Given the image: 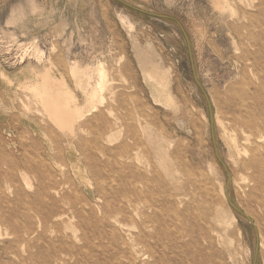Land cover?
<instances>
[{
  "label": "rangeland",
  "instance_id": "374dc122",
  "mask_svg": "<svg viewBox=\"0 0 264 264\" xmlns=\"http://www.w3.org/2000/svg\"><path fill=\"white\" fill-rule=\"evenodd\" d=\"M119 1L0 0V103L18 115L0 114V264H264V136L236 123L264 118V0ZM45 81L83 112L68 131Z\"/></svg>",
  "mask_w": 264,
  "mask_h": 264
},
{
  "label": "bare ground",
  "instance_id": "6f19581e",
  "mask_svg": "<svg viewBox=\"0 0 264 264\" xmlns=\"http://www.w3.org/2000/svg\"><path fill=\"white\" fill-rule=\"evenodd\" d=\"M222 2H223V0H221ZM221 1H219V0H215V1H213L214 2V4L213 3H211L212 5H213V8L214 9H217V10H220V11H222L223 9H224V7L225 6H227L226 4H222V2ZM244 1V0H243ZM248 1V0H247ZM252 1V0H251ZM228 2V1H227ZM227 2H225V3H227ZM245 2V1H244ZM250 2V1H249ZM239 4H240V2H238ZM246 4V3H245ZM223 5H225L224 7H223ZM238 5V4H237ZM241 5V4H240ZM239 5V6H240ZM253 5V4H252ZM252 5L250 6L251 8H252ZM242 6H244V5H242ZM246 7H247V4H246ZM249 7V6H248ZM249 7V8H250ZM231 9V8H230ZM252 10H253V8H252ZM235 14V13H234ZM258 28H259V26H258ZM136 52H138V55H137V53H136V55L138 56L137 58H139V60L141 61L140 63H142L144 66H145V70H144V72L145 73H147V72H150V74H153L150 70H149V67H148V65H147V63H143V59H142V56H141V54H140V50L138 49V51H136ZM51 65V64H50ZM102 65V64H101ZM102 67V66H101ZM104 67V66H103ZM100 68V67H99ZM97 69V68H96ZM74 71V70H73ZM103 71H105L104 70V68H103V70L102 69H99V75L98 76H100V77H103ZM46 74H47V72H45ZM76 74V73H75ZM106 74V73H105ZM79 76V75H78ZM107 76V75H106ZM42 77V76H41ZM86 77V76H85ZM75 78V77H74ZM79 78V77H78ZM82 78V77H81ZM3 80H6V79H3ZM2 80V81H3ZM100 80H103V79H100ZM106 80V79H105ZM42 81H43V78H42ZM75 81V80H74ZM73 81V82H74ZM107 81V80H106ZM50 82H48V84H47V82L45 81L44 82V84H42V82H41V86L39 85V86H35L34 87V89L37 91V93H36V95H37V97L40 99V102H44L45 104H46V110L47 111H50L52 114H49L50 116L51 115H53L52 117H53V119H54V121H55V124L57 125V126H59V127H61V128H63V130H70V127H71V122L74 120V118L75 117H80L81 118V115H83L82 113H80V110L78 109V107L74 104L75 102H74V98H73V94H71L70 92H68L67 90L65 91V90H62V91H59V90H56L54 87H53V92H52V89H51V84L52 83H50ZM78 83V82H77ZM62 84H63V81H62ZM107 84H108V82H107ZM64 85V84H63ZM81 85V84H80ZM101 85H102V83H101ZM44 86H46L45 88H49L50 90H51V92L53 93V97L50 99L49 98V96L47 95V94H45L42 90H43V88H44ZM77 86H79V84H77ZM103 86V85H102ZM105 87V86H104ZM107 87V86H106ZM106 87H105V89H106ZM31 88H33V86L31 87ZM61 88V87H60ZM33 89V90H34ZM101 89V88H100ZM26 90V89H25ZM29 90H31V89H29ZM39 90V91H38ZM46 90V89H45ZM55 90V91H54ZM95 90V89H94ZM99 90V89H98ZM78 91V90H77ZM84 91V90H83ZM50 92V93H51ZM95 92H97V91H95ZM99 92V91H98ZM104 92V91H103ZM102 92V93H103ZM100 93V92H99ZM101 93V94H102ZM100 94V95H101ZM35 95V94H34ZM35 95V96H36ZM81 95V94H80ZM92 95V94H91ZM91 95H90V97H91ZM94 95V94H93ZM96 95V94H95ZM97 95H98V93H97ZM96 95V96H97ZM100 95L98 96V97H100ZM257 97V96H256ZM102 98V97H101ZM37 99V98H36ZM90 99V98H89ZM92 99H94V97L92 96ZM91 99V102H93V100ZM240 99H241V101L242 102H244V100H246V99H250L251 101H253V95L252 96H250V97H248L246 94H241V97H240ZM76 100V99H75ZM77 101V100H76ZM84 101V100H83ZM99 101V100H98ZM103 101V100H102ZM257 101H259V99H257ZM89 102V101H88ZM90 102V103H91ZM87 104V103H86ZM97 104H98V102H97ZM96 104V105H97ZM260 104V103H259ZM256 105L257 107L258 106H260V105ZM42 105H43V103H42ZM83 105V104H82ZM88 105V104H87ZM44 107V106H43ZM80 108V107H79ZM93 108V107H92ZM92 108H90V111L92 110ZM94 108H96V107H94ZM44 109V108H43ZM258 109V108H257ZM256 108L254 109V115H257V116H259V117H261L260 116V112L257 110ZM45 110V109H44ZM95 110V109H94ZM93 111V110H92ZM81 114V115H80ZM84 117V116H83ZM262 118V117H261ZM255 121V122H254ZM74 123V122H73ZM237 126L239 127V129H240V131L242 132V136L243 135H247V137H249V136H253L254 135V137L256 138V139H262L263 138V136H264V118H262V119H260V120H257L256 121V119H254L253 120V108H252V110H251V112L248 114V116H246L245 118H243V119H240V120H238L237 122ZM72 129V128H71ZM120 129H121V126H120ZM122 130V129H121ZM117 131H119V130H117ZM120 132V131H119ZM122 134V132L119 134V135H121ZM249 135V136H248ZM97 136H98V138H99V132H97ZM119 137V136H118ZM246 137V138H247ZM98 138L97 139H95V140H98ZM120 138V137H119ZM107 140V139H106ZM109 140V139H108ZM111 141H112V139H110ZM134 140V146H135V148L137 147V145H138V142H137V140H135V139H133ZM132 140V141H133ZM246 141H248V139L246 140ZM97 142V141H96ZM108 142V141H107ZM110 142V141H109ZM114 142V141H113ZM112 145V144H111ZM114 146V145H113ZM129 146L127 145V144H122V145H120L119 147H117L116 149H113V150H115V151H119V152H121L120 153V155L118 156V157H116L115 156V154H118V153H115V154H113L112 156L113 157H111L112 158V161L114 162L113 163V165H121L122 167H124V166H127L128 165V163H125V160L124 159H122L123 157H125V159L127 160L128 159V157H127V155H128V151H129ZM236 149V148H235ZM102 150V149H101ZM118 159H121L122 160V162H121V164H119L118 163ZM117 161V162H116ZM252 168L253 169H255V170H253V169H251V170H253V172H255V173H258L259 172V168H258V166L256 165V164H253L252 165ZM138 170V169H137ZM138 175V174H137ZM95 177V176H94ZM259 177V176H258ZM141 181H143L144 182V184H145V178H144V176L143 175H141L140 176V178H139ZM257 179H259V178H257ZM256 179V180H257ZM126 180V182H127V184L129 185V187L130 186H132L131 188H132V192H130L129 191V193L127 194V196L125 197L126 198V204L128 205V206H132V204H138V205H140V204H142L141 202H140V200H139V197H138V195H136V193H137V191H136V188L133 186L134 185V181H132L133 179H125ZM184 183H185V186L188 188V194H187V196H188V198H189V200H190V202H192L193 204H196V210H195V213H197V211L199 210H201L204 206H205V204L207 203L206 202V194H205V192L204 191H202L201 189H200V186L196 183V182H194V181H192V180H189V179H185L184 180ZM259 183H261L260 181L258 182V184ZM139 193V192H138ZM132 197H134V200H132ZM137 205V207L139 208V206ZM130 208V207H129ZM135 208H136V206H135ZM35 212L37 213L38 211L37 210H35ZM119 211H114L113 212V216H110V217H112L115 221H116V216H118L119 215ZM193 216H194V213H193ZM117 222V221H116Z\"/></svg>",
  "mask_w": 264,
  "mask_h": 264
},
{
  "label": "water",
  "instance_id": "95a60500",
  "mask_svg": "<svg viewBox=\"0 0 264 264\" xmlns=\"http://www.w3.org/2000/svg\"><path fill=\"white\" fill-rule=\"evenodd\" d=\"M116 1H119V0H116ZM120 2V1H119ZM122 3V2H120ZM141 12V11H140ZM141 13H144V14H147L145 12H141ZM149 16H153V17H158V18H165L163 16H157V15H153V14H147ZM209 121H210V130H211V140H212V143H213V146H214V153H215V157L217 159V161L220 163V165L222 166L223 170L225 171L226 173V182H225V197H226V200H227V203L229 205V207L237 214L241 215V212L234 206V204L230 201L229 199V195H228V189H229V185H230V180H231V176L229 174V172L227 171L224 163L222 162V160L219 158L218 154H217V151L215 149V139H214V136H213V127H212V117H211V114H209ZM245 219L252 225V221L245 217ZM255 259H256V252H255ZM255 259H254V262L253 264H255Z\"/></svg>",
  "mask_w": 264,
  "mask_h": 264
},
{
  "label": "crops",
  "instance_id": "0c3cea01",
  "mask_svg": "<svg viewBox=\"0 0 264 264\" xmlns=\"http://www.w3.org/2000/svg\"><path fill=\"white\" fill-rule=\"evenodd\" d=\"M59 72V71H58ZM25 86H27V84H25ZM18 87V85H17ZM6 104H2V102L0 103V114L1 115H4L5 112H9V117H10V120L11 121H17L18 119V115H17V108L14 107L12 104L8 106H5ZM4 116H7V115H4Z\"/></svg>",
  "mask_w": 264,
  "mask_h": 264
}]
</instances>
